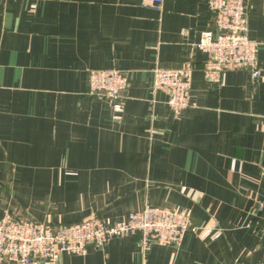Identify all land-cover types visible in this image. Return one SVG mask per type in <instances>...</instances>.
I'll list each match as a JSON object with an SVG mask.
<instances>
[{"label":"crops","instance_id":"1","mask_svg":"<svg viewBox=\"0 0 264 264\" xmlns=\"http://www.w3.org/2000/svg\"><path fill=\"white\" fill-rule=\"evenodd\" d=\"M147 1L0 0V217L116 223L150 205L222 230L147 250L117 236L34 264H261L264 0L247 17L262 79L229 67L221 85L206 79L197 46L213 30L206 0ZM184 67L190 106L176 117L153 72ZM112 68L128 77L119 121L86 93L88 70Z\"/></svg>","mask_w":264,"mask_h":264},{"label":"built area","instance_id":"2","mask_svg":"<svg viewBox=\"0 0 264 264\" xmlns=\"http://www.w3.org/2000/svg\"><path fill=\"white\" fill-rule=\"evenodd\" d=\"M251 0H206L213 30L201 33L198 48L207 55L204 74L208 81L221 85L229 67L249 71L253 81L262 79L258 64L260 43L248 36V10ZM151 8H161L162 0H148ZM191 68L162 69L153 72V89L168 94L167 105L177 117L190 106ZM86 93L108 104L113 118L119 121L123 111V94L128 77L119 68L90 69L86 76ZM235 161L232 163V169ZM264 211V203L259 206ZM195 231L201 239H217L220 228L192 227L185 210L146 205L127 214L123 221L108 223L88 217L68 225L52 226L48 222L20 218L6 211L0 217V264H34L53 261L59 255H83L88 245L105 247L117 236H138L147 250L151 245L179 247L185 233ZM261 264H264V260Z\"/></svg>","mask_w":264,"mask_h":264}]
</instances>
